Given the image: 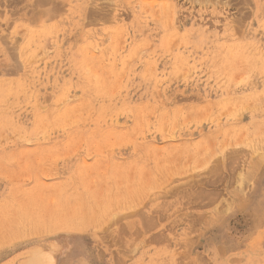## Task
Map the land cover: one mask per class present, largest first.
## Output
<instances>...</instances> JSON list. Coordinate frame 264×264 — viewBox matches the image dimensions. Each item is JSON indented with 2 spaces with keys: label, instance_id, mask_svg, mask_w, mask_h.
<instances>
[{
  "label": "rangeland",
  "instance_id": "1",
  "mask_svg": "<svg viewBox=\"0 0 264 264\" xmlns=\"http://www.w3.org/2000/svg\"><path fill=\"white\" fill-rule=\"evenodd\" d=\"M263 154L264 0H0V264H264Z\"/></svg>",
  "mask_w": 264,
  "mask_h": 264
},
{
  "label": "bare ground",
  "instance_id": "2",
  "mask_svg": "<svg viewBox=\"0 0 264 264\" xmlns=\"http://www.w3.org/2000/svg\"><path fill=\"white\" fill-rule=\"evenodd\" d=\"M232 151H233V150H232ZM227 154L231 155L230 153H227ZM233 154H235V153H233ZM224 155H225V154H224ZM263 155H264V154H263ZM227 156H228V155H227ZM231 157H232V155H231ZM225 158H226V157H225ZM253 158H254V157H253ZM218 160H219V159H218ZM237 160H238V159H237ZM251 161H252V159H251ZM214 163H215V161H214ZM217 163H218V162H217ZM217 165H218V164H217ZM230 165H231V164H230ZM225 166H226V165H225ZM227 167H228V166H227ZM233 167H234V166H233ZM213 168H214V166H213ZM213 168H211V170H212ZM218 168H220V166H219ZM230 168H231V167H230ZM220 169H221V168H220ZM220 169H218V170H220ZM211 170H210V172H212ZM213 170H214V169H213ZM218 170H217V171H218ZM226 170H227V169H226ZM229 170H230V169H229V167H228V171H229ZM232 170H233V169H232ZM237 170H238V169H237ZM237 170H236V171H237ZM241 170H242V169H241ZM217 171L215 170V172H216V174H214L215 177H216V175H217V177H218V175H219V174H217ZM215 172H214V173H215ZM234 172H235V170H234ZM234 172H233V173H234ZM239 172H240V170H239ZM242 172H243V171H242ZM208 173H209V172H208ZM218 173H220V172H218ZM243 173H244V172H243ZM212 174H213V173H211V175H212ZM230 174H231V173H230ZM230 174H229V175H230ZM209 175H210V174H209ZM241 175H246V174H241V173H240V176H241ZM250 175H251V174H250ZM219 176H220V175H219ZM213 177H214V176H213ZM215 177H214V178H215ZM217 177H216L215 179H213V178H212V179L210 178V179L213 180V181H214V180H216V181L218 180V181H219V179L221 178V176H220L219 179H217ZM223 177L225 178V175H224ZM241 177H242V176H241ZM243 177H244V176H243ZM245 177L247 178V177H249V175H248V176H245ZM230 178H231V176H230ZM230 178H229V179H230ZM235 178H236V177H235ZM246 178H245V179H246ZM210 179H209V181H210ZM222 179H223V178H222ZM205 180H206V179H205ZM205 180H204V181H205ZM231 180H232V179H231ZM233 180L235 181L234 178H233ZM241 180H242V178H241ZM218 181H217V182H218ZM220 181H221V180H220ZM228 181H229V180H228ZM238 181H239V180H238ZM238 181H237V182H238ZM202 182H203V181H202ZM211 182H212V181H211ZM221 182H223V181H221ZM226 182H227V181H226ZM239 182H241V181H239ZM218 183H219V182H218ZM229 183H230V182H229ZM229 183H228V184H229ZM231 183H232V182H231ZM200 184H202V183L200 182ZM204 184H205V182H204ZM207 184L209 185V183H207ZM207 184H205V186H206ZM216 184H217V183H216ZM219 185H220V183H219ZM227 186H228V185H227ZM229 186H230V185H229ZM231 186H232V185H231ZM221 187H223L222 184H221ZM204 188H205V187H204ZM237 189H239V188H237ZM201 191H202V190H201ZM201 191H200V195H201ZM204 191H205V190H203V193H206V192H204ZM215 192H216V191H215ZM215 192H214L213 194H217V193H215ZM203 193H202V194H203ZM208 193H209V192H207V195H208ZM239 193H240V192H239ZM196 194H197V193H196ZM198 194H199V192H198ZM211 194H212V193H211ZM237 194H238V193H237ZM195 196H197V195H195ZM204 196H205V195H204ZM209 196H210V194H209ZM213 196H214V195H213ZM215 196H216V195H215ZM211 197H212V196H211ZM216 197H217V196H216ZM218 197H219V196H218ZM204 198H205V197H204ZM206 199H207V196H206ZM208 199H209V198H208ZM206 201H207V200H206ZM210 201H211V200H210ZM228 201H229V200H228ZM217 203H218V202H217ZM222 204H223V203H222Z\"/></svg>",
  "mask_w": 264,
  "mask_h": 264
}]
</instances>
